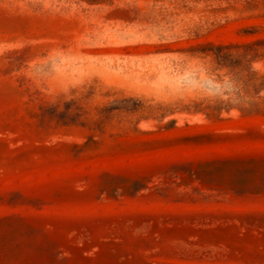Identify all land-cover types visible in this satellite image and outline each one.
<instances>
[{
	"label": "rangeland",
	"instance_id": "rangeland-1",
	"mask_svg": "<svg viewBox=\"0 0 264 264\" xmlns=\"http://www.w3.org/2000/svg\"><path fill=\"white\" fill-rule=\"evenodd\" d=\"M0 264H264V0H0Z\"/></svg>",
	"mask_w": 264,
	"mask_h": 264
}]
</instances>
